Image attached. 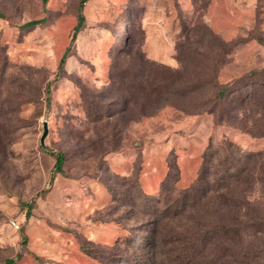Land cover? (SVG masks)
Returning a JSON list of instances; mask_svg holds the SVG:
<instances>
[{
    "label": "rangeland",
    "instance_id": "obj_1",
    "mask_svg": "<svg viewBox=\"0 0 264 264\" xmlns=\"http://www.w3.org/2000/svg\"><path fill=\"white\" fill-rule=\"evenodd\" d=\"M79 1L0 0V103L18 118L0 136V264H264V97L262 117L259 99L206 102L210 80L262 64L247 44L264 0H218L238 7L229 39L210 0H85L69 44ZM205 106L228 113L202 150L187 130Z\"/></svg>",
    "mask_w": 264,
    "mask_h": 264
},
{
    "label": "trees",
    "instance_id": "obj_2",
    "mask_svg": "<svg viewBox=\"0 0 264 264\" xmlns=\"http://www.w3.org/2000/svg\"><path fill=\"white\" fill-rule=\"evenodd\" d=\"M85 0H80L77 6V16H76V24L72 29V35L70 37V43L71 44L74 39L76 34L78 33L79 30H81V28L83 27L84 24V14H83V2ZM42 22L41 20H31L29 22H27L25 25L26 26H34L38 23ZM212 31V30H211ZM212 33L216 36H219L217 33H215L214 31H212ZM254 39L257 40V36L256 38L254 37ZM262 45H264V34H262V36L258 37V40ZM69 51V46L66 48L65 52L63 53V55L60 58V62H59V68H61L62 64L65 61V58L67 56V52ZM3 71L4 68H2V66H0V91H1V84L3 82ZM211 82V88H212V92L211 95L209 97H207L206 102H208L207 104L209 105V103H211L212 101L216 102L219 101L220 99H229L233 104L232 106H230V108L232 109H237V107L235 106H239L245 102V101H249V100H258L260 102L256 103V107H258V109L256 110V114H253L254 117H262L263 114V110H262V104H261V100L263 99V93H264V67L262 68H257V69H252L244 74H241L240 76L224 82V83H220L218 81H216V79H212L210 80ZM153 83V82H152ZM49 87H50V83H47L46 85V91L49 92ZM210 94V92L206 93L205 95ZM218 106V104H217ZM216 106V107H217ZM216 107L213 106H205L204 108H202L199 111H196L195 113L201 114L202 112H207L208 114H210L212 116V120H213V124L214 125H219V124H224L226 123L227 117L223 118V116L226 115V113H228L227 110H223L220 111L219 110H215ZM16 107H11V108H6L5 106H3L2 103H0V136H1V141L3 139L2 137V133H6L7 129L9 127V132L12 133V128H14L16 126V124L18 123V118L15 117L14 115V111H15ZM7 114H11L13 115L11 118H7L6 115ZM218 117V118H217ZM255 121V120H252ZM256 135V134H254ZM261 136V135H260ZM213 142V141H211ZM209 142V143H211ZM174 154V163L175 166L177 168L176 173L178 174V178L180 177L179 174V168L177 165V162L175 161V153ZM55 163H54V169L59 172L61 171V167L63 164V155L61 152L55 153ZM30 206V204H29ZM4 264H14V260L12 258H8L4 261Z\"/></svg>",
    "mask_w": 264,
    "mask_h": 264
},
{
    "label": "crops",
    "instance_id": "obj_3",
    "mask_svg": "<svg viewBox=\"0 0 264 264\" xmlns=\"http://www.w3.org/2000/svg\"><path fill=\"white\" fill-rule=\"evenodd\" d=\"M218 2H219L218 0H210L208 6L206 8V13L204 15V19L212 31L217 33L219 36H222L224 39H229L231 36H233L232 32H231V26L236 25L238 23L237 22L238 20H236V16L233 12V10L237 9L238 7L233 6L230 1H227L226 3L222 2V4H219ZM187 7H188V5H187L186 1H182V5H180V11L184 12L185 10H187ZM148 24H150V23H148ZM166 28L167 27L164 26L163 29L161 28L160 31H158V33L157 32H151V31L148 32V30H145L146 34H145L144 48L147 44L150 45V43H153L156 41H160L161 43H169V41L167 39V36H169V35H168V31ZM152 36H159V38L153 39ZM247 47L251 51H253L252 53L255 55L256 58L258 57L259 60L262 61V64L257 65V66H252V67L250 66V67L252 69L264 67V47L259 45V43L256 40H250L247 44ZM147 49H145V52H146V56L149 59L155 60L157 62L168 63L166 61V55L164 53L160 52V50H156V48L153 47L152 51L150 50V52H149ZM248 54L250 57V53H248ZM239 73H241V72H239ZM194 117H195L194 120H192V126L187 131L193 132V133L200 132V131L205 132L204 134H206L205 136L207 138L205 141L206 143L202 147V150H203L205 148V146L207 145V142H209L208 140L214 139V137H215L214 136V132H215L214 127L215 126L212 123V117L210 114L196 115ZM187 121H190V119L189 120L187 119ZM203 140H205V139H203ZM192 141H193V143H195V141L199 142L196 138H194V140H192ZM172 150L175 152L176 146H172ZM185 164L180 163V161H178V165L180 168V179H185V178L187 179V177L189 176L187 174V170H189V168H188L187 164L186 165ZM184 173H186V174H184Z\"/></svg>",
    "mask_w": 264,
    "mask_h": 264
},
{
    "label": "water",
    "instance_id": "obj_4",
    "mask_svg": "<svg viewBox=\"0 0 264 264\" xmlns=\"http://www.w3.org/2000/svg\"><path fill=\"white\" fill-rule=\"evenodd\" d=\"M47 133H48L47 122L44 121V122H43V134H42V136H41V138H40V142H41V144L44 143V138H45V136L47 135Z\"/></svg>",
    "mask_w": 264,
    "mask_h": 264
},
{
    "label": "built area",
    "instance_id": "obj_5",
    "mask_svg": "<svg viewBox=\"0 0 264 264\" xmlns=\"http://www.w3.org/2000/svg\"><path fill=\"white\" fill-rule=\"evenodd\" d=\"M13 225H15L16 227H18L14 222H12Z\"/></svg>",
    "mask_w": 264,
    "mask_h": 264
}]
</instances>
